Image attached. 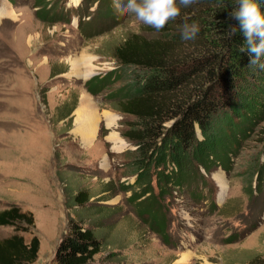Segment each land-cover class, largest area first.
Returning a JSON list of instances; mask_svg holds the SVG:
<instances>
[{"label":"rangeland","instance_id":"rangeland-1","mask_svg":"<svg viewBox=\"0 0 264 264\" xmlns=\"http://www.w3.org/2000/svg\"><path fill=\"white\" fill-rule=\"evenodd\" d=\"M46 3L51 7L45 12ZM106 3L97 8L96 0H0L7 12L0 15V209L16 204L32 212L34 225L20 233L25 241L38 237L35 264H51L72 220L101 242L93 264H264V172L256 190L264 71L250 67L252 74L237 87L248 121L226 166H199L202 176L193 186L164 196L162 237L128 198L136 188H122L134 179L124 153L133 145L120 134L131 116L104 100L117 83L93 95L85 82L117 65L114 53L125 39L164 34L114 8L107 18ZM88 58L93 67L86 76ZM84 93L99 115L116 117L108 126L100 115L87 143L74 124ZM111 132L124 141L122 147H113ZM79 190L90 195L83 206L72 201ZM13 232L0 226V239Z\"/></svg>","mask_w":264,"mask_h":264},{"label":"trees","instance_id":"trees-1","mask_svg":"<svg viewBox=\"0 0 264 264\" xmlns=\"http://www.w3.org/2000/svg\"><path fill=\"white\" fill-rule=\"evenodd\" d=\"M96 1L99 8L102 0ZM255 2L264 12V0ZM106 4L107 17L113 7L111 0ZM177 4L180 16L161 30V38L148 40L133 35L125 39L114 53L117 65L85 82L93 95L117 83L104 100L110 102L111 109L131 116L121 123L120 134L133 145L124 153L128 156L125 166L134 179L123 183L122 188H136L128 198L137 202L139 212L162 237L166 228L164 196L193 186L197 175L202 176L199 166L205 171L216 162L226 166L227 154L243 137V123L248 119L241 109L237 87L242 78L252 74L249 53L240 51L245 37L239 21L230 16L238 7L233 0H196L189 7L180 6L177 0ZM49 7L51 3L43 5L45 12ZM183 23L199 26L194 40L181 38ZM233 27L236 31L230 34ZM235 114L241 118L237 120ZM261 154L257 191L261 190L264 172V147ZM89 197L87 190H79L72 201L83 206ZM33 225L29 210L16 204L0 209V226L14 229L0 239V264H35L38 237L32 235L25 241L20 233ZM100 247V240L89 227L72 220L51 264H93Z\"/></svg>","mask_w":264,"mask_h":264},{"label":"clouds","instance_id":"clouds-1","mask_svg":"<svg viewBox=\"0 0 264 264\" xmlns=\"http://www.w3.org/2000/svg\"><path fill=\"white\" fill-rule=\"evenodd\" d=\"M196 0H179V5L189 7ZM234 7L230 16L239 21V27L245 37V45L240 51L247 50L250 55L249 67L264 71V12L255 0H233ZM112 6L118 15L134 17L139 23L154 28L157 32L165 28L170 20L180 16L181 8L177 0H112ZM181 38L191 41L199 33L195 23H183L180 26ZM233 27L230 34H234Z\"/></svg>","mask_w":264,"mask_h":264},{"label":"bare ground","instance_id":"bare-ground-1","mask_svg":"<svg viewBox=\"0 0 264 264\" xmlns=\"http://www.w3.org/2000/svg\"><path fill=\"white\" fill-rule=\"evenodd\" d=\"M3 8L0 9V15H3L5 12ZM85 60V59H84ZM91 58H88V63H85V75L89 76L92 73V65L89 64ZM76 63V62H75ZM73 74L75 72L73 71ZM100 115L104 118L106 124L111 126L115 122V115L109 111H103ZM99 113L96 111L94 105H92L90 98L87 94H83L80 99V104L76 107L74 124L76 127V134L78 131L81 133L82 139L86 142V140H92L96 131V124L100 118ZM108 138L113 141V147L119 148L123 146L124 141L117 136L116 132H111L108 135ZM87 143V142H86Z\"/></svg>","mask_w":264,"mask_h":264},{"label":"crops","instance_id":"crops-1","mask_svg":"<svg viewBox=\"0 0 264 264\" xmlns=\"http://www.w3.org/2000/svg\"><path fill=\"white\" fill-rule=\"evenodd\" d=\"M95 107V106H94Z\"/></svg>","mask_w":264,"mask_h":264}]
</instances>
